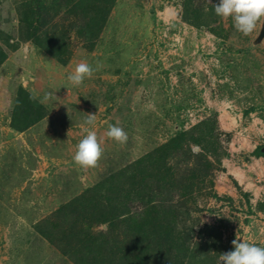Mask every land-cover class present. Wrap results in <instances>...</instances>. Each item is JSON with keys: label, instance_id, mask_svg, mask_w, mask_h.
Instances as JSON below:
<instances>
[{"label": "rangeland", "instance_id": "obj_1", "mask_svg": "<svg viewBox=\"0 0 264 264\" xmlns=\"http://www.w3.org/2000/svg\"><path fill=\"white\" fill-rule=\"evenodd\" d=\"M218 3L109 0L90 10L95 36L79 32L87 21L63 4L38 31L62 36L65 52L56 58L46 48H20L22 0H0V264H78L74 252L86 234L95 240L86 264H223L220 255L236 238L264 247V193L254 204L226 174L228 163L247 162L257 148L264 156V39L253 44L262 20L243 35L232 17L215 14ZM190 16L198 27L186 22ZM79 63L98 70L73 86L68 76ZM19 85L47 110L21 131L11 126ZM89 113L95 125L85 124ZM110 125L127 132L125 144L105 135ZM84 128L102 139L95 168L73 161ZM185 130L189 158L169 156L168 170L137 164ZM199 130L218 149L206 155L204 176L197 155L209 135L196 143ZM67 206L79 215L74 223ZM145 207L161 218L141 215ZM129 216L144 228L129 226ZM62 220L64 227L45 236V224Z\"/></svg>", "mask_w": 264, "mask_h": 264}, {"label": "trees", "instance_id": "obj_2", "mask_svg": "<svg viewBox=\"0 0 264 264\" xmlns=\"http://www.w3.org/2000/svg\"><path fill=\"white\" fill-rule=\"evenodd\" d=\"M109 0H76L75 2H72L71 0H65L62 1V4H60L59 0H22V4L21 6H23V10H24V22L26 24L25 30H24V37L31 38L34 43H38L39 45L42 46V48H46V50L53 54V56H55L56 58L61 57L62 52H65V44L64 41L62 39V36L60 34H50V36L47 35V33L43 30V32H41L40 34L38 33V31L40 30L41 27H43L45 24H48L49 21L51 20V18L54 17V15L56 16L61 9V6L63 4L68 5V3H72V11H78L77 13H79V16L81 15L82 19H85L87 22H83V28L81 27L79 29V32H82V29H84L85 34H89L90 36H95L96 32L94 31V28H92L93 30L91 31L89 25L90 23L93 25L98 24V21L96 20L95 15L90 17V22L87 20L90 10H94L93 8L98 7L99 10L101 11L102 9V3H106ZM95 11V10H94ZM26 12H33V15H31L30 17L26 16ZM192 17L196 18L199 20V16L198 15H192ZM26 19V20H25ZM189 24H192L194 26L198 27V23H195L194 21H192L191 16L187 19V21ZM57 35H59L61 38H59ZM48 46V47H47ZM16 48V46L14 47ZM5 54L4 51H0V59L2 58L1 56H3ZM61 60V59H60ZM47 110L44 106V104H42L41 102H39V100L37 98L34 97V94H32L28 89H26L24 86L19 85V88L14 96L13 99V106L11 108V126L17 130H23L26 127L32 125L35 123V121L40 120L44 114H46ZM208 134V140L206 142V145L204 146V148L201 147V150H203V154H199L197 155L200 159V162L202 167L199 168V173H201L204 176V172L203 169L208 170L211 166V163L208 162V160L206 159V155L208 153L214 154V155H218V149L216 148V146L213 144L214 140H213V136L210 140L211 134L206 133L205 131H201L199 130V133L197 135L201 136L202 138H198L195 136V138H191V140H194L196 143L199 142V139L204 140V135ZM192 135L189 134V130H185L183 132H180L178 134H175L173 136H171L167 141L163 142L162 144L156 146L155 148L149 150V154L144 155L140 158H138L136 160L138 165H145L146 163H150L152 162L153 164L155 163H162L164 166L165 170H168L169 167L166 166L167 165V161L166 158H168L169 156L176 154L177 152L181 151L183 153V155L187 154L186 158H189V154L188 152H190L189 150V146H187L186 142L188 141L187 139H183V137H191ZM201 144V143H199ZM197 144V145H199ZM193 153V152H192ZM255 156H259L262 155L263 153L261 152V148H257L254 151ZM183 157V156H182ZM152 160V161H151ZM159 165V164H158ZM136 173H139V171H136ZM143 179L140 178H136L134 179V181H140V183L143 182ZM168 183L170 184V181H168ZM140 189V187H138ZM135 194L140 193L139 190L134 189ZM141 199V197H140ZM69 209V210H68ZM63 210L69 211L66 212V214L68 216L71 217L73 223L76 221V219L78 220V214L77 211L74 212V209H71V207L67 206L65 208H63ZM58 212H63L62 215L65 217H68L64 211L62 210H57ZM152 211H148L147 207H145L142 211V214H146L147 217H152L150 219H160L159 215L158 216H153ZM72 215V216H71ZM68 218H65V220H67ZM64 222L65 221H53L52 223H47V225L45 224L44 226V234L45 236H48L49 239L52 238L50 237L51 234L53 233V230L55 229H59L64 227ZM73 223H68V226L73 225ZM141 223V224H140ZM140 224V225H138ZM128 225L129 226H138L139 229L144 228V223L142 221L139 220H134L133 216H129L128 218ZM53 229V230H51ZM167 233V231H166ZM92 236V235H91ZM90 235L86 234V242L83 243L82 242V250L79 254L76 253V251L74 252V255L77 256L78 259V264H86L87 262H84V260L86 259V257L89 256V254L92 253V251H94V244H95V240L94 238H92ZM148 238V236L143 237V239ZM82 240H79V242L81 243ZM168 243V242H167ZM166 245V244H165ZM84 250V251H83ZM83 260H82V259ZM80 262V263H79ZM205 264L202 261L197 260V264ZM179 264H182V262H179ZM187 264V263H186Z\"/></svg>", "mask_w": 264, "mask_h": 264}, {"label": "clouds", "instance_id": "obj_3", "mask_svg": "<svg viewBox=\"0 0 264 264\" xmlns=\"http://www.w3.org/2000/svg\"><path fill=\"white\" fill-rule=\"evenodd\" d=\"M214 10L217 16L224 19L232 17L235 29L247 36L257 29L258 23L264 18V0H219L214 5ZM97 70L88 63H79L68 79L73 86H80ZM96 119V114L89 113L86 115L85 124L95 125ZM84 131L86 135L76 145L73 161L84 169L95 168L104 153L102 139L89 128H84ZM105 135L121 145L128 140L127 132L116 125H110ZM232 245L233 250L220 255L223 264H264V247L239 238L234 239Z\"/></svg>", "mask_w": 264, "mask_h": 264}, {"label": "crops", "instance_id": "obj_4", "mask_svg": "<svg viewBox=\"0 0 264 264\" xmlns=\"http://www.w3.org/2000/svg\"><path fill=\"white\" fill-rule=\"evenodd\" d=\"M24 40L26 41V43L23 44L25 46L21 45L20 48L23 49L25 53H27L29 48L30 49L34 48L36 50L44 49L38 43L36 42L34 43V41L31 38H28V39L26 38ZM27 41L28 42L30 41L31 44H29ZM34 68L40 69V62H37ZM249 157L250 159L247 160V162L243 160L241 161V163L239 161L232 162V164L228 163L227 165H229V168L227 167L226 174L234 177L235 180L238 181L239 185L243 184V191L250 193L251 202H253L254 204L255 203L257 204V202L262 199L261 198L262 193H264L263 191L264 189V156L256 157L254 155L253 156L250 155ZM235 174H239L242 178V181L237 179L234 176ZM258 206H259L258 207L259 209L261 206L260 205Z\"/></svg>", "mask_w": 264, "mask_h": 264}, {"label": "water", "instance_id": "obj_5", "mask_svg": "<svg viewBox=\"0 0 264 264\" xmlns=\"http://www.w3.org/2000/svg\"><path fill=\"white\" fill-rule=\"evenodd\" d=\"M263 39H264V18H262V21L260 23L258 34L253 39V44H259ZM262 151H264V148L262 149Z\"/></svg>", "mask_w": 264, "mask_h": 264}, {"label": "bare ground", "instance_id": "obj_6", "mask_svg": "<svg viewBox=\"0 0 264 264\" xmlns=\"http://www.w3.org/2000/svg\"><path fill=\"white\" fill-rule=\"evenodd\" d=\"M164 13L166 14L167 17L172 14L171 11H169V10H166Z\"/></svg>", "mask_w": 264, "mask_h": 264}]
</instances>
